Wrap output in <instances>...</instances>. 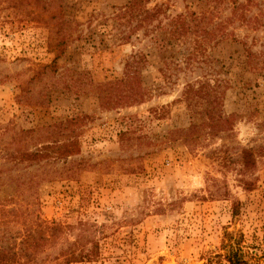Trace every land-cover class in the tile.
<instances>
[{
	"label": "rangeland",
	"instance_id": "374dc122",
	"mask_svg": "<svg viewBox=\"0 0 264 264\" xmlns=\"http://www.w3.org/2000/svg\"><path fill=\"white\" fill-rule=\"evenodd\" d=\"M230 235L264 264V0H0V264Z\"/></svg>",
	"mask_w": 264,
	"mask_h": 264
},
{
	"label": "trees",
	"instance_id": "16d2710c",
	"mask_svg": "<svg viewBox=\"0 0 264 264\" xmlns=\"http://www.w3.org/2000/svg\"><path fill=\"white\" fill-rule=\"evenodd\" d=\"M134 4L138 1V0H133ZM133 74L128 71V76H127V83L129 84L131 81ZM126 81V80H125ZM143 93H140V98H143L144 95H142ZM139 97H135L133 100H136ZM49 146H45L44 150L47 149ZM61 148L66 149V152H69V147L67 145H57L55 147V150H57V152L61 151ZM58 227V223H54V225H48L47 227L51 228V227ZM241 241L240 239L237 240V238H233V236H228L227 240L224 241V243L222 244V249L224 250V256L227 259L228 264H260L256 261H253V257L249 258L246 256V254L244 253L242 247H241ZM75 253H72V257H69L67 262H71L70 260L74 259L76 261H81L80 256L79 255H73ZM79 256V257H78Z\"/></svg>",
	"mask_w": 264,
	"mask_h": 264
}]
</instances>
